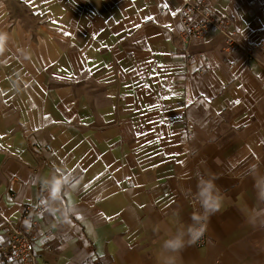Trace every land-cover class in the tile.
<instances>
[{
  "label": "crops",
  "instance_id": "obj_1",
  "mask_svg": "<svg viewBox=\"0 0 264 264\" xmlns=\"http://www.w3.org/2000/svg\"><path fill=\"white\" fill-rule=\"evenodd\" d=\"M183 2L0 0V245L43 199L40 264H165L204 177L221 208L175 264H264V51L210 32L178 53ZM213 2L242 47L264 42V0ZM53 177L71 178L54 201Z\"/></svg>",
  "mask_w": 264,
  "mask_h": 264
},
{
  "label": "built area",
  "instance_id": "obj_2",
  "mask_svg": "<svg viewBox=\"0 0 264 264\" xmlns=\"http://www.w3.org/2000/svg\"><path fill=\"white\" fill-rule=\"evenodd\" d=\"M162 23V14L154 15L145 21V24L153 25H161ZM210 32L224 33L226 36V47L230 51H242L253 58L257 51H264V42L249 48L242 47L235 34L227 31L225 18L214 7L213 0H184L180 9L179 28L171 32V37L177 43L178 53L190 57L193 43ZM193 132V126L187 123V133L192 134ZM30 150L33 155L52 152V148L49 145L39 142L32 143ZM190 204L193 213L203 214V209L194 198L190 200ZM48 208L49 204L41 199L40 204L36 208L27 210V226L23 227L21 224L8 226L5 242L0 245V253L6 264H40L34 244V236L37 233L36 217L45 213ZM202 222L205 224V232L196 242L199 246H203L209 240L206 222Z\"/></svg>",
  "mask_w": 264,
  "mask_h": 264
},
{
  "label": "clouds",
  "instance_id": "obj_3",
  "mask_svg": "<svg viewBox=\"0 0 264 264\" xmlns=\"http://www.w3.org/2000/svg\"><path fill=\"white\" fill-rule=\"evenodd\" d=\"M6 40L7 33L0 32V47H3ZM70 183V177H53L51 180L46 181L49 198L53 201L56 200L62 189ZM257 187L260 189L261 195L264 196V178L258 181ZM195 200L203 209V214L194 213L191 216L192 223L187 226L186 230L178 229L173 236L163 241L161 254L164 256L165 264H175V256L172 254L179 253L185 247L196 243L205 232V224L202 221H206L220 210L222 198L219 188L213 179L204 177L198 179Z\"/></svg>",
  "mask_w": 264,
  "mask_h": 264
},
{
  "label": "snow or ice",
  "instance_id": "obj_4",
  "mask_svg": "<svg viewBox=\"0 0 264 264\" xmlns=\"http://www.w3.org/2000/svg\"><path fill=\"white\" fill-rule=\"evenodd\" d=\"M236 103H239V101H236Z\"/></svg>",
  "mask_w": 264,
  "mask_h": 264
}]
</instances>
